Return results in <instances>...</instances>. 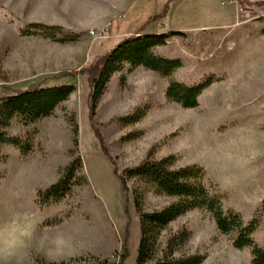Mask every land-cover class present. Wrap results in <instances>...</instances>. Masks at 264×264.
<instances>
[{
    "label": "rangeland",
    "instance_id": "obj_1",
    "mask_svg": "<svg viewBox=\"0 0 264 264\" xmlns=\"http://www.w3.org/2000/svg\"><path fill=\"white\" fill-rule=\"evenodd\" d=\"M117 1L0 0V99L12 91L74 86L52 115L32 123L14 118L6 129L29 141L31 150L0 149V227L11 225L28 234L14 253L0 242V264L87 263L118 255L125 239L129 256L124 264H135L140 220L114 165L120 174L148 157L169 155L175 157L174 168L202 167L203 183L221 196L225 211L244 222L257 220L252 239L264 245V6L239 4L245 14L232 25L238 13L231 0H170L168 10L173 7L175 17L169 24L178 20L190 30L154 52L180 59L181 66L163 77L125 65L110 77L91 119L87 70L122 39L149 34L127 24L125 13L114 18L115 8L125 4ZM134 6L141 13L145 8L142 16L151 11L150 4ZM155 14L147 22L157 28L163 18L149 21ZM125 16L134 18L129 12ZM31 23L61 26L80 36L61 43L23 34ZM208 77L212 82L196 107H182L165 96L171 79L193 85ZM139 107L146 109L138 122H118ZM75 157L81 158V183L61 201L40 205L38 190L55 183ZM127 186L141 194L145 211L172 201L134 178ZM181 229L190 236L177 255L200 254L201 264L251 262V247L235 248L232 236L219 232L205 210L181 215L162 240ZM57 236L66 243L57 246Z\"/></svg>",
    "mask_w": 264,
    "mask_h": 264
},
{
    "label": "trees",
    "instance_id": "obj_2",
    "mask_svg": "<svg viewBox=\"0 0 264 264\" xmlns=\"http://www.w3.org/2000/svg\"><path fill=\"white\" fill-rule=\"evenodd\" d=\"M242 8L251 6H264V1L250 2L237 0ZM170 0L163 3L158 13L149 18L156 21L163 18L169 8ZM26 35H40L42 37L61 42H74L79 34L64 30L57 25H44L31 23L22 30ZM182 31H167L154 34H136L122 39L114 47L103 55L92 68L87 70L91 92L89 98V116H95V106L102 95L107 82L115 72H120L125 65L131 68L142 66L152 70L163 77H169L178 67L181 61L178 58H167L154 52L156 46L166 44L174 36H184ZM86 71V69H85ZM60 75V74H59ZM123 80V78H122ZM212 82L208 77L202 82L193 85L169 80L165 90V96L185 108H193L198 105V97L202 91ZM74 91L73 85L62 84L45 87H35L25 91H12L0 99V149L4 145H12L21 154L31 150V143L20 137L9 135L7 128L16 118L23 123H32L53 114L55 108L65 101ZM146 107L136 108L131 114L118 118L122 125L138 122L145 115ZM131 136V137H130ZM129 135L128 138H134ZM76 142V141H75ZM107 155V154H106ZM112 162L111 158L108 157ZM173 155L159 159L150 157L140 164L114 172L121 184L124 193H131L134 206L140 220V239L137 249L135 264H201L204 256L200 254L177 255L190 233L181 229L169 234L165 240L163 232L181 215L189 210L202 209L210 213L216 228L223 234L232 236V245L241 249L251 247L250 264H264V245L254 243L252 234L256 230L257 220L244 222L238 214L227 212L223 209L221 196L211 192L203 183V169L198 165H186L174 168ZM81 166V158L75 157L63 170L58 180L43 190H38V203L45 205L61 201L70 194L75 185L81 183L78 173ZM134 178L143 182L149 190L156 195H162L172 199L170 203L160 209L145 211L143 209L141 194L130 191L127 180ZM57 222V221H56ZM53 222L52 224H55ZM129 256L126 239L122 241L118 255L104 259H95L92 262L76 264H124ZM117 258V261L115 259ZM71 264V263H49Z\"/></svg>",
    "mask_w": 264,
    "mask_h": 264
},
{
    "label": "crops",
    "instance_id": "obj_3",
    "mask_svg": "<svg viewBox=\"0 0 264 264\" xmlns=\"http://www.w3.org/2000/svg\"><path fill=\"white\" fill-rule=\"evenodd\" d=\"M135 1L136 0H125V4L123 7H116L114 12H113L114 18L116 19L120 15L118 13H125V14H126V12L132 13V16L134 18H132V17L127 18V16H125V14H123L122 19L125 20L127 22V24L129 23L130 26L133 25L134 28H141V27L144 28L145 29L144 31L149 33V34L167 32V31H182L185 33L186 31L190 30L187 26H181L180 25L181 22L179 23L178 20L174 21L173 24H169V21L175 17V15H173V11H174L173 7L168 10L167 14L158 23L159 25L156 24L157 28L153 27L151 22H149V23L147 22L148 17L157 13L166 0H139V2H135ZM231 1L234 2L235 11L238 13V21L234 22L232 25H234L236 23L239 24V21H240L241 17L245 14V11H243L241 9V6L239 5L237 0H231ZM255 1H258V0H255ZM135 3H141L143 5L150 4L151 5L150 6L151 11L148 13H144V15L142 16V13L145 10V8L142 10V13H141V10L137 12L138 9H136V7L134 6ZM132 5H133V7H132ZM164 22L168 23V25L165 26V28L163 27ZM149 24H151V25H149Z\"/></svg>",
    "mask_w": 264,
    "mask_h": 264
},
{
    "label": "clouds",
    "instance_id": "obj_4",
    "mask_svg": "<svg viewBox=\"0 0 264 264\" xmlns=\"http://www.w3.org/2000/svg\"><path fill=\"white\" fill-rule=\"evenodd\" d=\"M28 233L26 230L14 228L11 225L0 227V242H2L3 249L9 253H14V251L22 246L23 237ZM54 243L57 246L66 243L63 236H57L54 239Z\"/></svg>",
    "mask_w": 264,
    "mask_h": 264
}]
</instances>
